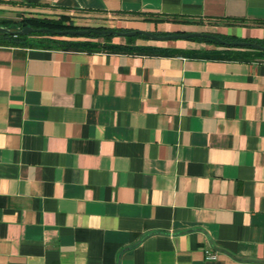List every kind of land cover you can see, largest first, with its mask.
Masks as SVG:
<instances>
[{
  "label": "crops",
  "instance_id": "crops-1",
  "mask_svg": "<svg viewBox=\"0 0 264 264\" xmlns=\"http://www.w3.org/2000/svg\"><path fill=\"white\" fill-rule=\"evenodd\" d=\"M10 10L264 40V0ZM151 40L183 51L0 43V264H264V54Z\"/></svg>",
  "mask_w": 264,
  "mask_h": 264
},
{
  "label": "trees",
  "instance_id": "trees-1",
  "mask_svg": "<svg viewBox=\"0 0 264 264\" xmlns=\"http://www.w3.org/2000/svg\"><path fill=\"white\" fill-rule=\"evenodd\" d=\"M23 22H27L29 26L33 29L36 28H47V29H54L58 31H65L67 29H80L90 26L85 25H77L75 24L70 16L68 14H60L58 17H42V16H26L22 17L20 20H14V19H0V24L4 27H9L11 29H17L21 27V24ZM95 28H106L104 26H94ZM91 27V28H94ZM114 28L118 30H130L129 28H118V27H109ZM157 34H167L165 32H156ZM218 37L221 39L229 40V41H250V42H257L261 45H264L263 39H249V38H236L229 35H221L215 33ZM114 36V34L110 33L108 34H101L99 32H89L84 34H71V33H56L53 31L45 30H35L33 32L29 33H10V32H4L0 31V43L2 44H11V45H28V46H44V47H51V46H61V47H69V48H86L89 50H95V48H104L106 50H132V51H145V52H182L178 49L174 48H163L160 46H150V45H136L134 40L138 37H142L147 39L146 36L143 34H136L133 36H124L125 42L124 43H117L112 42L111 39ZM189 39L194 40H204L207 42H214L216 44H219V46L223 47V50H218L217 54L221 55H230V56H236V57H254L255 55H263L264 50L252 48L249 45H240V46H233L229 44H224L216 39L205 37L202 35H196L193 37H189Z\"/></svg>",
  "mask_w": 264,
  "mask_h": 264
},
{
  "label": "water",
  "instance_id": "water-1",
  "mask_svg": "<svg viewBox=\"0 0 264 264\" xmlns=\"http://www.w3.org/2000/svg\"><path fill=\"white\" fill-rule=\"evenodd\" d=\"M35 30H41V31H45V30H49V31H53L56 33H71V34H84V33H89V32H99L101 34H114L117 36H131V35H136L138 33L143 34L144 36H146L149 39H156V40H167V39H182V38H186V37H193L196 35H202L205 37H209V38H213L216 39L217 41L224 43V44H229V45H233V46H240V45H249L252 48H257V49H261L264 50V45H261L260 43L257 42H250V41H244V40H240V41H229V40H224L221 39L220 37H218L216 34L214 33H207V32H201V31H187V32H182V33H167V34H156L152 31L149 30H145V29H132V30H118V29H114V28H91V27H85V28H80V29H67L65 31H58V30H54V29H47V28H36L33 29L29 26V24L27 22H23L21 24L20 28L17 29H11L9 27H4L3 25L0 24V31H4V32H10V33H17V34H22V33H29V32H33Z\"/></svg>",
  "mask_w": 264,
  "mask_h": 264
},
{
  "label": "rangeland",
  "instance_id": "rangeland-1",
  "mask_svg": "<svg viewBox=\"0 0 264 264\" xmlns=\"http://www.w3.org/2000/svg\"><path fill=\"white\" fill-rule=\"evenodd\" d=\"M26 11L25 10H10V11H6V12H1L0 13V19H14V20H20L22 17H26L27 15L25 14ZM42 17H46V16H42ZM109 24H112V26H116L115 23L111 22ZM198 29V27L195 28L196 31ZM199 31V30H197ZM114 39H120L122 40V37H114ZM154 40V39H153ZM151 40V41H153Z\"/></svg>",
  "mask_w": 264,
  "mask_h": 264
},
{
  "label": "built area",
  "instance_id": "built-area-1",
  "mask_svg": "<svg viewBox=\"0 0 264 264\" xmlns=\"http://www.w3.org/2000/svg\"><path fill=\"white\" fill-rule=\"evenodd\" d=\"M205 257H207V258H215L216 257V253L210 252L208 250H205Z\"/></svg>",
  "mask_w": 264,
  "mask_h": 264
}]
</instances>
